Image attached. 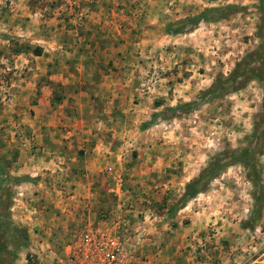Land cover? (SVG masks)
<instances>
[{"label":"rangeland","instance_id":"obj_1","mask_svg":"<svg viewBox=\"0 0 264 264\" xmlns=\"http://www.w3.org/2000/svg\"><path fill=\"white\" fill-rule=\"evenodd\" d=\"M258 6L0 0L1 183L25 235H4L1 262L54 264L91 226L114 229L136 264H264V202L249 224L245 164L177 207L211 160L251 144L264 190ZM207 10L220 11L192 22ZM96 146L93 166L85 151Z\"/></svg>","mask_w":264,"mask_h":264},{"label":"trees","instance_id":"obj_2","mask_svg":"<svg viewBox=\"0 0 264 264\" xmlns=\"http://www.w3.org/2000/svg\"><path fill=\"white\" fill-rule=\"evenodd\" d=\"M264 0H259V11L261 13V18L263 21L262 28L264 31ZM220 10H207L205 12H202L197 19L192 20V22H208L210 20V17L217 14ZM35 53L37 55H40L42 53L41 48H38ZM264 55V49L262 54V61L264 63L263 56ZM236 80V79H235ZM227 83H230V80L227 81ZM225 86H215L212 88V95L217 94L221 89H223ZM257 139V136H254V141ZM252 144L249 148L242 151L239 154H232L228 157H218L217 159L211 160L205 168H203L198 176L188 182L184 187V193L177 201V207L179 209L184 208L185 204L195 198L198 194L203 193L206 188L209 186V184L218 178L221 172H223L226 168L230 167L233 163L241 162L242 164H245L249 168L250 171V178H251V184L253 187L252 191V199H253V211L251 214V218L249 220V224L257 218V216L260 214L264 202V190L259 178V174L257 172V169L255 167V163L253 162L252 157ZM2 170L0 169V208H2L3 211L0 212V264H4V261L1 262V257L5 255L6 252H8V246L7 243L4 240V235H11L12 240H17L21 243H24L25 241V235L22 233V231H19L17 227H15L11 221H10V214H9V200L10 198H4L3 199V185L1 183L2 179ZM247 228H250L249 225H247ZM3 236V242L1 240V237ZM12 257V260L9 261V264L13 263V258H15L14 253H7Z\"/></svg>","mask_w":264,"mask_h":264},{"label":"built area","instance_id":"obj_3","mask_svg":"<svg viewBox=\"0 0 264 264\" xmlns=\"http://www.w3.org/2000/svg\"><path fill=\"white\" fill-rule=\"evenodd\" d=\"M114 229L91 226L64 246L54 264H136Z\"/></svg>","mask_w":264,"mask_h":264},{"label":"crops","instance_id":"obj_4","mask_svg":"<svg viewBox=\"0 0 264 264\" xmlns=\"http://www.w3.org/2000/svg\"><path fill=\"white\" fill-rule=\"evenodd\" d=\"M43 53H45V51L43 52ZM42 56H40V57H38V56H36V57H34L35 59H37V58H41ZM77 60H78V58H77ZM79 64V62H77V64L76 65H78ZM43 100H44V102L46 103H49L50 102V100H49V95H46V96H44L43 97ZM87 151H85V154L87 155V157L88 156H90L91 154L90 153H94L93 155H91V159H93L94 161H93V163H92V165L93 166H96L98 163L97 162H95V160L96 161H98L99 159V156H98V152H99V148H98V146H96L95 148H90L89 150L88 149H86ZM112 150V152H113V150L114 149H111ZM96 154V155H95ZM88 159H90V158H88ZM113 168L114 167H112L111 165L108 167V171L110 172V174H111V172H113ZM87 169L89 170V167H87Z\"/></svg>","mask_w":264,"mask_h":264}]
</instances>
